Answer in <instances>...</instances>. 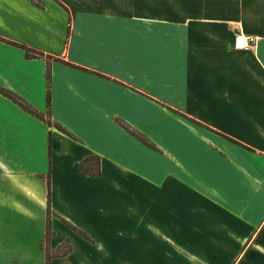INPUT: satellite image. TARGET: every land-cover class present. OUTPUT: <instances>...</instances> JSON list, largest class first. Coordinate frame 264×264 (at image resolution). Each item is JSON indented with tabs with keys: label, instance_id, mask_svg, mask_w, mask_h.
<instances>
[{
	"label": "crops",
	"instance_id": "1",
	"mask_svg": "<svg viewBox=\"0 0 264 264\" xmlns=\"http://www.w3.org/2000/svg\"><path fill=\"white\" fill-rule=\"evenodd\" d=\"M0 86V264L264 257V0H0Z\"/></svg>",
	"mask_w": 264,
	"mask_h": 264
},
{
	"label": "trees",
	"instance_id": "2",
	"mask_svg": "<svg viewBox=\"0 0 264 264\" xmlns=\"http://www.w3.org/2000/svg\"><path fill=\"white\" fill-rule=\"evenodd\" d=\"M5 41V40H3ZM9 43V42H8ZM12 45H15L21 49H23L25 51L26 54V58L27 59H38L44 56V53L33 50L31 48H28L26 46H21L19 44L10 42ZM57 61L65 64V65H70V66H74L72 64H70L69 62L65 61V60H60L57 59ZM76 67V66H75ZM48 80L50 81V71H48ZM0 95L9 99L11 102H13L14 104H16L19 108H21L24 112H26L27 114L31 115L32 117H35L41 121H43L48 127L50 128H54L58 131H60L63 135L69 137V138H73L75 139V137L73 136L72 133H70L67 129H65L63 126H61L59 123L53 121L52 119V114H51V94L50 91H48L47 94V108L45 111H40L38 110L35 106H33L30 102H28L25 98H23L21 95H19L18 93L0 86ZM122 126L126 128V130L133 136L135 137L140 143L146 145L147 147L156 150V147L144 136L142 135L140 132L131 130L130 128H128L126 125H124L122 123ZM75 171L86 174V175H90V176H95V175H99L100 174V159L99 157L96 156H89L87 157L83 162L81 163H76L74 166ZM51 210H48V226H47V238H46V260H47V264L50 263L51 258L53 257L54 254H52V252L50 251L49 247H48V241L49 238L51 236V228L49 225L50 222V216H51ZM74 231L78 234H80L83 237H86V239H88V237L80 230L74 228ZM70 251V248H65L62 247L59 249L58 254H62V255H66L68 252Z\"/></svg>",
	"mask_w": 264,
	"mask_h": 264
},
{
	"label": "rangeland",
	"instance_id": "3",
	"mask_svg": "<svg viewBox=\"0 0 264 264\" xmlns=\"http://www.w3.org/2000/svg\"><path fill=\"white\" fill-rule=\"evenodd\" d=\"M239 35H243V34H239ZM245 36H249V35H245ZM249 37H252V38H254L255 39V41H256V38L254 37V36H249ZM255 43V42H254ZM253 43V44H254ZM237 47V46H236ZM252 47V46H251ZM238 48V47H237ZM250 48V47H249ZM1 98V97H0ZM34 105V104H33ZM0 187H2V188H7L8 187V185L7 184H5L3 181H1L0 182ZM1 188V189H2ZM52 213H51V216H50V222H49V225H51V220H52ZM67 224V226H68V228L72 231V232H74V227L75 226H73L72 224H70V223H66ZM7 228H9V227H5V228H2V227H0V232H2L3 230H5V229H7ZM3 229V230H2ZM13 230H14V228H12ZM23 231H25L26 232V234H35L36 236H38L39 235V232L41 231V232H43V228H42V226H40V225H38V224H36V225H34V226H31V227H29V226H27V227H24L23 229H22V232ZM237 245V244H236ZM235 245V246H236ZM249 244L247 243L246 244V246H248ZM213 246H217L218 247V249H220L219 251H221V248H224V247H226V244H223V243H217V244H214ZM246 246H245V248H246ZM233 251H231L230 249H226V250H224L223 249V253L222 252H220L221 254L219 255V264H232L233 262H236V261H238V259H239V257L241 256L240 254L242 253V250H239V249H237V247H236V251H235V253L233 254L234 256L232 257L231 256V253H232ZM227 253H229V254H227ZM222 256H224V257H222ZM244 260V261H243ZM242 261H241V263L240 264H264V257H262V256H259V254L258 253H254L252 256L250 255V256H247L245 259H243ZM207 260H203V264H207V262H206ZM234 264V263H233Z\"/></svg>",
	"mask_w": 264,
	"mask_h": 264
},
{
	"label": "built area",
	"instance_id": "4",
	"mask_svg": "<svg viewBox=\"0 0 264 264\" xmlns=\"http://www.w3.org/2000/svg\"><path fill=\"white\" fill-rule=\"evenodd\" d=\"M254 42V38L245 35H238L236 38V46L238 48H249Z\"/></svg>",
	"mask_w": 264,
	"mask_h": 264
}]
</instances>
